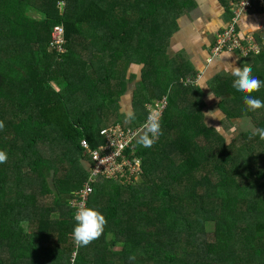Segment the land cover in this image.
<instances>
[{
	"label": "trees",
	"instance_id": "16d2710c",
	"mask_svg": "<svg viewBox=\"0 0 264 264\" xmlns=\"http://www.w3.org/2000/svg\"><path fill=\"white\" fill-rule=\"evenodd\" d=\"M220 1L229 21L228 0ZM192 6L0 0V151L7 154L0 164V264H264V139L244 130L227 143L203 121L202 92L186 81L195 72L166 55L177 19ZM53 26L63 29L59 56L48 47ZM255 39L259 51L241 67L251 65L264 81V40ZM70 45L88 53V63ZM130 63L140 66L132 119L121 118L117 103ZM233 79L221 73L207 82L220 98L221 129L247 118L264 128V108L248 111ZM252 95L264 101V87ZM163 96L160 134L149 136L150 147L131 144L141 161L137 181L93 184L85 204L107 224L98 239L77 247L69 201L90 162L79 141L96 150L101 129L138 126L144 104Z\"/></svg>",
	"mask_w": 264,
	"mask_h": 264
},
{
	"label": "built area",
	"instance_id": "2783aa9c",
	"mask_svg": "<svg viewBox=\"0 0 264 264\" xmlns=\"http://www.w3.org/2000/svg\"><path fill=\"white\" fill-rule=\"evenodd\" d=\"M231 17L226 26L215 34L214 44L210 49L212 57L225 51H238L246 57L250 53L257 54L259 47L254 44L252 36L241 35L237 26L239 19L250 12L264 8V0H228ZM65 40L61 26H53L48 42L49 49L56 55L65 53ZM167 106V98L162 97L151 103L145 104L146 117L144 122L134 128H122L118 124L110 125L100 130L103 144L96 150H88L84 140L79 141L80 147L89 155L90 162L87 164V175L82 181L80 188L73 193L74 198L69 201L74 209L85 204L88 195L92 191L93 184L100 178L112 180L117 183H130L138 178L141 172L140 160L134 156L131 144L136 136L147 131L146 125L150 121L157 122ZM129 148L128 154L124 151Z\"/></svg>",
	"mask_w": 264,
	"mask_h": 264
},
{
	"label": "crops",
	"instance_id": "0c3cea01",
	"mask_svg": "<svg viewBox=\"0 0 264 264\" xmlns=\"http://www.w3.org/2000/svg\"><path fill=\"white\" fill-rule=\"evenodd\" d=\"M191 1L193 3L192 8L187 13H183L182 16L177 19L178 29L169 40L166 55L168 58L181 57L179 59H181L183 63H187L191 70L195 72L193 80L194 84L198 88L201 83L207 87L199 88L202 92V102L204 103L202 109L203 121L207 125L213 127L214 124H210L204 114L206 99L208 98L212 101L213 106L216 107L221 118L223 115L217 107L220 98H216L215 96L209 98L211 91L209 90L207 82L217 74L224 73L231 76L227 70L228 65L233 64L234 66L241 67L244 59L231 51L222 52L215 57H212L210 53V49L214 44L215 34L222 30L228 22V11L226 10L225 5L220 0ZM247 24L258 25V30H252ZM237 29L243 37L245 35L252 36L254 44L257 45L258 43H256L255 37L264 40V13L261 11H255L243 15L238 21ZM177 44L181 45L179 50L176 48ZM78 48L79 47L76 49ZM71 49L73 50V48ZM71 49L70 51H72ZM226 53H230V55H225ZM80 55L82 57L79 59L81 63H88L89 54L82 50ZM139 70L140 66L133 63H130L126 68V75H129L131 79L126 84L125 92L119 96L117 101L118 111L121 118H127L130 114L132 115L130 106L131 93L132 89H134V85L139 81ZM208 118H210V115ZM221 118H219V120ZM141 135L143 134L137 136L136 142Z\"/></svg>",
	"mask_w": 264,
	"mask_h": 264
},
{
	"label": "clouds",
	"instance_id": "9594fccd",
	"mask_svg": "<svg viewBox=\"0 0 264 264\" xmlns=\"http://www.w3.org/2000/svg\"><path fill=\"white\" fill-rule=\"evenodd\" d=\"M247 25L249 28H251L254 31H257L259 27L258 25H253V24H247ZM180 47L181 45L179 44L176 45L177 50H179ZM231 52H233L234 54H237L238 56H241L238 53V51H231ZM225 55H230V53H226ZM241 57L244 59L247 56L246 57L241 56ZM227 70L229 74L234 78L232 81V87L237 92L243 95V103L246 106L247 110L256 111L258 109L264 108V101L252 95V93L259 91L261 87H264V81L252 75V72H253L252 66L249 64H245L243 67H240V66H234L233 64H229L227 67ZM199 88H207V87H205L203 83H201ZM213 96L214 95L210 93L209 98H212ZM163 97H166V96H163ZM151 102H148V103H151ZM144 111H145V108H144ZM145 117H146V111H145L143 120L140 122L138 126H140L144 122ZM132 118L134 117L131 116L130 114L129 119H132ZM158 121L157 122L150 121L148 125H146L147 131L143 133V135L138 137L137 142H136V138H137L136 136L134 143H139L145 147H150L151 144L153 143V140L150 139L149 136H152V135L158 136L160 134V125L158 124ZM115 124H118V123H115ZM118 125L121 126L120 124ZM2 127H3V123L0 122V128ZM122 128H131V127H122ZM252 134L258 135L261 139H264V128H256ZM132 151L134 152L133 148H132ZM6 162H7V154L4 151H0V164L6 163ZM140 167H141V161H140ZM135 181H137V179L134 180L133 182ZM73 220H74V224H73L71 236H72L74 244L77 247H86L91 242L98 239L103 234L105 226L107 224V220L105 216L100 211H98L97 209L88 207L86 204H81L78 208H76L73 214ZM133 258L134 257H129V259H133Z\"/></svg>",
	"mask_w": 264,
	"mask_h": 264
},
{
	"label": "rangeland",
	"instance_id": "374dc122",
	"mask_svg": "<svg viewBox=\"0 0 264 264\" xmlns=\"http://www.w3.org/2000/svg\"><path fill=\"white\" fill-rule=\"evenodd\" d=\"M254 41V40H253ZM70 48H73V50L71 52H73V54L76 56L77 60L80 61L79 59H81V49H76L75 46H70ZM84 52V51H83ZM87 58V57H85ZM68 65L69 66H73L74 68H77L78 66V62L75 61V59L70 58L69 60H67ZM81 62V61H80ZM189 83H193L194 81L187 79L186 80ZM186 82V83H187ZM204 114L206 116V119H208L207 121L210 122V124H214L213 127L218 129V131L220 133H222V135L225 138V141L227 143H229L233 138H235L239 133L243 132L244 130L247 131H253L255 130V127L252 125L251 121L247 118V119H243L242 121H237L235 123V126L232 127V129H230L229 131H223L219 125V118H221L217 112V109L215 106H213L212 101L210 99H206V108L204 109ZM210 115V118H208ZM210 119V120H209ZM154 136V135H152Z\"/></svg>",
	"mask_w": 264,
	"mask_h": 264
}]
</instances>
